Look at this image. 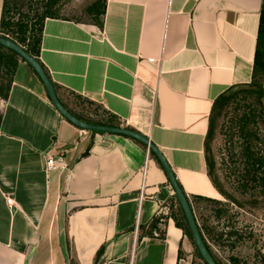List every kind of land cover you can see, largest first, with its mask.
Returning a JSON list of instances; mask_svg holds the SVG:
<instances>
[{
	"label": "crops",
	"instance_id": "0c3cea01",
	"mask_svg": "<svg viewBox=\"0 0 264 264\" xmlns=\"http://www.w3.org/2000/svg\"><path fill=\"white\" fill-rule=\"evenodd\" d=\"M262 5L107 0L103 27L47 17L40 60L70 109L100 105L150 138L188 197L219 199L209 117L220 95L252 81ZM0 109V264H192L194 245L172 218L165 238L146 232L174 191L150 153L146 173L143 144L67 121L23 59ZM58 155L66 168L48 169Z\"/></svg>",
	"mask_w": 264,
	"mask_h": 264
},
{
	"label": "trees",
	"instance_id": "16d2710c",
	"mask_svg": "<svg viewBox=\"0 0 264 264\" xmlns=\"http://www.w3.org/2000/svg\"><path fill=\"white\" fill-rule=\"evenodd\" d=\"M61 1L4 0L2 8L1 35L17 42L35 57L48 76L40 60L44 22L47 17H63L59 14ZM106 2L107 0H95L86 7L85 12L90 20L71 19L103 27ZM19 60L21 57L16 52L0 45V102L8 99ZM52 83L58 89L53 81ZM239 86H248V88L240 89L230 96H226L225 92L214 101L205 140L207 173L223 200L203 196L188 197L204 242L217 264L226 263L216 254L214 246L234 251L247 242L253 241L254 244L258 242L253 226L249 223L252 222L250 216L257 217L255 213L264 208V137L260 133L261 126H264L262 102L264 97V0L260 14L252 81ZM64 106L85 122L108 126L120 124L116 116L90 100L78 102L76 111L66 104ZM2 116L0 109V124ZM218 136L221 138L223 154L226 155L223 163L219 161L214 151V142ZM149 153L150 156H155L152 151ZM200 202L208 203L209 207L206 209L208 213L202 209L199 210ZM195 204H198V207ZM197 209L200 211L199 214ZM242 217L244 219L247 217L248 220L245 222ZM170 218L194 245L196 257L193 256L192 264H206L196 248L175 194L165 208L153 217L146 232L152 237L165 238V230ZM142 230L143 228L139 225L138 238L143 236Z\"/></svg>",
	"mask_w": 264,
	"mask_h": 264
},
{
	"label": "water",
	"instance_id": "95a60500",
	"mask_svg": "<svg viewBox=\"0 0 264 264\" xmlns=\"http://www.w3.org/2000/svg\"><path fill=\"white\" fill-rule=\"evenodd\" d=\"M0 45H3L4 47L9 48L13 50L14 52H16L21 57V59H23L33 69V71L37 74V76L41 80L52 105L60 113V115L63 118H65L67 121H69L70 123H72L73 125L81 129L96 131V132H101V133L117 134V135H122V136L132 138L140 142L141 144H143L147 148V152L152 151L155 154L156 158L161 163L169 179V182L174 191V194L176 195V198L182 208V211L188 223L192 238L195 242L196 248L200 256L202 257L203 261L206 264H217V262L212 257L210 251L208 250L204 242V239L199 229V225L197 223L195 214L189 203L188 196L186 195L180 183L178 182L176 175L172 167L170 166L169 162L167 161L166 157L161 152V150L150 140V138L128 127L94 124V123L85 122L77 118L61 102V100L58 97L56 88L53 85L50 77L47 75L46 71L44 70V68L41 66V64L37 61L35 57L30 55L20 44H18L12 39L7 38L1 34H0ZM246 88H248V86L238 85L226 91L225 95L230 96L234 92L240 89H246ZM262 102L264 104V97L262 98ZM62 235H63V229H62ZM62 247H63L64 252L67 253L66 244L63 243Z\"/></svg>",
	"mask_w": 264,
	"mask_h": 264
},
{
	"label": "rangeland",
	"instance_id": "374dc122",
	"mask_svg": "<svg viewBox=\"0 0 264 264\" xmlns=\"http://www.w3.org/2000/svg\"><path fill=\"white\" fill-rule=\"evenodd\" d=\"M95 0H62L60 2L61 8L59 11L60 16L81 19V20H90L88 14L85 12L86 7L94 2ZM260 133L264 137V126L262 125L260 128ZM214 151L216 152L218 159L221 163L224 161V150L221 145V138L220 136L217 137L216 141L214 142ZM153 157V156H152ZM148 160L145 165L146 173L148 170ZM219 200H223L222 195H220ZM201 205L200 209L202 211H206L209 207L208 203L200 202ZM198 204H195L197 206ZM198 207V206H197ZM264 207V206H263ZM197 209L198 214L200 213ZM261 210V209H260ZM205 213H208L207 211ZM254 213V212H253ZM257 217L250 216L249 224L253 226L254 232L256 234V238L258 242L254 244L253 241L247 242L243 247L238 248L234 251L224 248H217L214 246L216 254L224 261L226 264H264V208L261 211L255 213ZM245 217V216H244ZM242 217V219H244ZM248 218L244 219L246 222ZM136 250V244H135ZM193 256L194 251H193Z\"/></svg>",
	"mask_w": 264,
	"mask_h": 264
},
{
	"label": "built area",
	"instance_id": "2783aa9c",
	"mask_svg": "<svg viewBox=\"0 0 264 264\" xmlns=\"http://www.w3.org/2000/svg\"><path fill=\"white\" fill-rule=\"evenodd\" d=\"M149 152H147V157L149 155ZM57 167H61L63 169L66 168V163H65V160H64V157L63 155H58V156H49L48 160H47V168L48 169H55ZM7 203L9 205H12L14 203V200L7 196Z\"/></svg>",
	"mask_w": 264,
	"mask_h": 264
}]
</instances>
